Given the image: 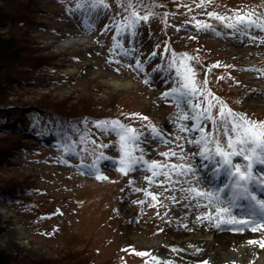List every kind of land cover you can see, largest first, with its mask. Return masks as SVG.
Instances as JSON below:
<instances>
[{
  "label": "rangeland",
  "instance_id": "1",
  "mask_svg": "<svg viewBox=\"0 0 264 264\" xmlns=\"http://www.w3.org/2000/svg\"><path fill=\"white\" fill-rule=\"evenodd\" d=\"M166 1L155 0L152 15L140 21L133 35L131 30H113L115 21L126 23L122 0H105L108 7L95 10L77 9V0H0V36L10 39L8 45L15 48L16 56L51 60L30 73L32 77L25 73L29 70L24 64L11 63L9 70L0 64V190L7 193L0 195V250L9 253L5 264L256 262V251L263 248L249 243L250 251H245L246 242L223 250L215 262L193 250L194 258L176 251L169 259L159 256L158 248L169 242H190L192 235L204 239V247L210 251L215 245L207 243L213 239L215 228L210 222L215 211L212 218L205 217L216 205L205 207L206 199H193L182 190L195 186L194 180L183 182L190 177L173 174L163 185L159 183L163 177L150 183L144 177L151 172L143 163L122 174L116 165L121 157L118 135L97 127L100 121L119 120L138 130L142 135L134 154L149 162L184 163L177 147L183 144L184 154L195 166L200 157L193 153L199 146L187 140L200 134L195 129L181 133L178 125L192 127L199 121L177 119L195 112L186 103L178 105L176 99L162 96L176 86V76L167 72L165 64L172 60L159 50L167 40L176 51L196 53V69L207 74L210 89L228 108L264 121V30L238 31L227 27L228 20L207 15L216 12L232 17L238 10L254 13L252 18L264 23V0H213L203 8L196 7L195 0L170 1L171 7ZM30 3L35 8L29 15L32 25L20 20L27 13L22 8ZM145 3L140 0L137 6ZM191 5L194 10L186 15ZM10 16L17 19L6 21ZM200 18L213 20L211 29L198 30L195 20ZM75 37L79 43L68 42ZM138 60L142 71L135 68ZM217 63L219 67H212ZM217 110L212 109L213 113ZM150 125L162 135L154 137ZM205 130L215 128L206 124ZM178 135L186 139L177 141ZM20 142L25 145L16 147ZM169 150L178 155H160ZM101 154L107 159H97ZM240 159L234 158V162ZM261 168L257 165L255 171ZM206 173V168L197 170V176L203 178L200 187L212 191ZM97 175L108 179H97ZM137 188H147L157 200L135 191ZM231 195L226 190L220 193L223 201ZM192 201L198 210L188 205ZM185 206L191 207L190 213H184ZM231 214L236 216L233 210ZM173 220L184 228L183 240L170 236ZM262 239L264 234L258 241ZM183 249L177 248L180 253Z\"/></svg>",
  "mask_w": 264,
  "mask_h": 264
},
{
  "label": "snow or ice",
  "instance_id": "2",
  "mask_svg": "<svg viewBox=\"0 0 264 264\" xmlns=\"http://www.w3.org/2000/svg\"><path fill=\"white\" fill-rule=\"evenodd\" d=\"M140 0H122L125 11L128 15L124 18L125 28L132 31L135 34V29L139 25L140 21H147L152 15L148 12L145 15H140L136 10ZM213 3V0H199L196 7L203 8ZM77 9L95 10L99 7L107 8L108 5L105 0H77ZM187 7V5H184ZM209 17H214L218 21L228 20V28H235L238 31L244 29H250L252 27L264 30V23H258L253 19L254 13L241 14L238 10L235 11L232 17H226L217 14L216 12H207ZM195 19V18H193ZM195 26L197 29H211V25L195 20ZM243 26V27H241ZM121 29L118 28V31ZM118 47L120 45H117ZM167 49V44L165 45ZM170 50V49H169ZM153 56L157 53L153 52ZM198 57H189L187 54H183L181 58H173L172 62L168 64L169 69H175L176 73V86L169 91L162 93L165 98L172 97L177 100V103H186L190 105L195 112V115L183 114L177 119L179 120H194L199 121L192 127L178 125L181 133L190 132L195 129L200 135L198 138L188 139L187 143L199 146L197 152L193 153L194 156H199L202 160L200 166L209 168L211 166V173L214 177H219L224 174L230 183L224 184L222 188L216 191L203 189L200 185L203 183V178L197 176V167L194 166L184 154L183 144H177L180 149L179 157L184 163L181 164H165L160 161L152 160L145 161L143 156L135 155V151L139 146V141L142 133L130 125L122 124L119 120L100 121L97 122V127L101 128L105 132H115L119 137L121 157L119 160L120 167L117 169L124 175L132 172L136 166L143 163L147 166V170L151 172V175L145 176L144 179L150 183L154 182V178L163 177L159 181L161 185L170 182L173 174L181 177H190L185 179L184 183H191L195 181V186L189 187L186 191L193 199L200 197L207 199L208 205L213 204L215 207V220L216 226L220 227L221 224L230 225H242L243 227L237 230H244L251 226V231L257 232L264 229V199H259L253 190V187L264 191V167L259 172L255 171L257 165L264 166V121L252 120L244 114L234 113L232 109L228 108L226 104L207 87V78L201 83L196 80L195 70L188 64H185L186 60L198 61ZM217 63L212 67H219ZM153 69L156 71L159 69ZM231 67V66H229ZM135 68L143 70L142 63L138 60L135 64ZM252 70V69H249ZM223 79V77H220ZM148 82L147 80L145 81ZM197 98L198 102H193ZM215 101V103H213ZM218 109L213 113L212 109ZM133 117H139L142 120H148L147 116H140L138 113H132ZM210 124L215 128V131H206L205 125ZM151 134L154 137H160L162 135L161 130H158L156 126L150 125ZM186 139L182 136H176V140ZM167 143V141H165ZM107 147V145H103ZM161 156L170 157L177 156L176 151L169 150L168 152L160 153ZM241 158L240 162H234V158ZM97 159H107L101 154ZM95 167V163L92 165ZM167 169V170H166ZM97 179H108L107 176L97 175ZM132 183V181H129ZM226 189L232 191V195L228 201L221 200L220 193ZM135 191H143L148 197L156 201L157 196L153 192L148 191L147 188H137ZM173 199H175L173 197ZM246 200L248 204L246 207L239 205V200ZM143 203V201H137ZM159 202V201H157ZM226 205V206H225ZM154 206V205H149ZM233 207H239L241 214L253 217V219H237L235 215L231 214ZM260 217L261 223H257L255 217ZM205 218H212L207 216ZM250 244H259L261 248H264V239L250 240ZM137 255L144 256L149 255L146 252H138ZM155 259V257H153ZM203 264H208L204 261Z\"/></svg>",
  "mask_w": 264,
  "mask_h": 264
},
{
  "label": "bare ground",
  "instance_id": "3",
  "mask_svg": "<svg viewBox=\"0 0 264 264\" xmlns=\"http://www.w3.org/2000/svg\"><path fill=\"white\" fill-rule=\"evenodd\" d=\"M197 3L199 2V0H195ZM192 12V10L190 11ZM190 12H187V13H190ZM80 39L79 38H73V39H70L68 40V42H72V43H79ZM172 45V44H170ZM235 49V48H233ZM171 74V73H170ZM207 174L211 177V171L207 168ZM194 201H192L191 203H187L188 205H192L194 206V211L198 210L197 207H196V203H193ZM183 211V210H182ZM187 212H191V207H188V206H185V210H184V213L186 214ZM211 224V223H210ZM184 228H181L180 226H178L176 224V222H174V220L172 221V224L170 226V229H169V232H170V236L173 238V240H177L178 238H182L183 240V237L184 236H181L183 235V232H184ZM258 232V231H257ZM257 232H253L250 230H214L213 231V239L209 240L207 243H211V244H215L211 249L210 251L207 249L206 250V247L205 244H206V241H205V244L203 243L204 239H200L199 236H194L192 235L191 237H188L190 238V242H183V244H180V243H171L169 242L165 247L163 248H158L157 249V254L159 256H161L163 259H169V258H172L175 253V251L177 252V254H180L181 256H190V254H192V257L191 258H194V254L192 253V250L195 251L194 253L199 256L200 253H203L204 255H208L211 259L212 262H215V261H218L217 260V256H219V254L222 253L223 250L227 251V249L233 247L234 245H238L240 243H244L245 241H249L251 240V238H255L257 236ZM171 238V239H172ZM193 245L192 248H190L188 245ZM246 249L245 251L249 250L250 251V244H246ZM186 248V249H183L182 250V253H180L179 250H177V248ZM239 252H241L242 250H238ZM243 252V251H242ZM256 253L259 254L256 262L254 264H264V248L261 249V250H257ZM226 255L230 256V252H227L225 253ZM209 257H206V258H209ZM248 256L245 258L246 261L248 260L247 259ZM190 260V259H189ZM202 259H198V261H200ZM190 264H192V262L190 261ZM219 264V263H217Z\"/></svg>",
  "mask_w": 264,
  "mask_h": 264
},
{
  "label": "trees",
  "instance_id": "4",
  "mask_svg": "<svg viewBox=\"0 0 264 264\" xmlns=\"http://www.w3.org/2000/svg\"><path fill=\"white\" fill-rule=\"evenodd\" d=\"M170 1H175L173 2L176 3V1H185V0H167L166 3L167 5L169 6L170 4H172ZM147 3L141 5V6H137L136 10L140 13V15H145L147 14L148 12H152V10L154 9V3H155V0H146ZM172 4V5H173ZM177 4V3H176ZM145 5V6H144ZM170 5V7L172 6ZM26 9L22 8V10L26 11L27 13L23 14V16L21 17L20 20H22V22L28 24V25H32L34 24V21L32 18H30V13H32L35 8L32 6V4H26ZM177 6V5H176ZM180 8H183L182 6ZM167 9H169V7H166V11ZM124 15H128V12L124 10ZM13 19H17L15 18L14 16H10L6 21H11ZM10 39H3L1 36H0V64H2V67H7L6 69L9 70L10 69V64L11 63H21L23 66H26V70H29L26 71L25 73L27 74V76H31L32 77V74L34 71H39L41 70L43 67H45V65H47L49 63V61L51 60H46V59H40V58H30V57H25V58H19V56H16L17 55V51L15 50V48L13 46H9L8 43H10ZM38 60H41V61H38ZM7 64V65H6ZM50 65V64H49ZM4 72V71H3ZM6 72V71H5ZM2 73V72H1ZM0 73V75H1ZM30 73H32L30 75ZM4 76L5 77H8L9 76V72L7 73H4ZM1 79V78H0ZM1 82V80H0ZM25 145V143H18L16 145V147H23ZM18 190V189H17ZM0 195H5L7 193L3 192L0 190ZM9 253L3 251V250H0V264H5L6 261L8 260L9 258Z\"/></svg>",
  "mask_w": 264,
  "mask_h": 264
}]
</instances>
